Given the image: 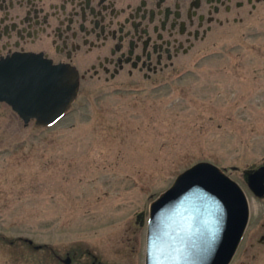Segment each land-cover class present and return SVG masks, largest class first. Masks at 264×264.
<instances>
[{
	"label": "rangeland",
	"instance_id": "rangeland-1",
	"mask_svg": "<svg viewBox=\"0 0 264 264\" xmlns=\"http://www.w3.org/2000/svg\"><path fill=\"white\" fill-rule=\"evenodd\" d=\"M241 37L160 87L94 80L47 128L0 105V264H143L149 204L197 162L247 200L229 264H264V197L242 178L264 164V18Z\"/></svg>",
	"mask_w": 264,
	"mask_h": 264
},
{
	"label": "flooded vegetation",
	"instance_id": "flooded-vegetation-1",
	"mask_svg": "<svg viewBox=\"0 0 264 264\" xmlns=\"http://www.w3.org/2000/svg\"><path fill=\"white\" fill-rule=\"evenodd\" d=\"M263 18L264 0H0V64L36 57L69 69L78 81L70 109L94 80L160 87Z\"/></svg>",
	"mask_w": 264,
	"mask_h": 264
},
{
	"label": "water",
	"instance_id": "water-1",
	"mask_svg": "<svg viewBox=\"0 0 264 264\" xmlns=\"http://www.w3.org/2000/svg\"><path fill=\"white\" fill-rule=\"evenodd\" d=\"M77 89L74 73L40 58L0 64V102L24 125L33 121L46 128L56 123L75 100ZM242 178L254 197H264V164L243 171ZM248 217L240 186L215 165L197 162L149 204L143 264H229ZM135 222L142 225V213L136 214ZM61 261L68 264L70 259Z\"/></svg>",
	"mask_w": 264,
	"mask_h": 264
},
{
	"label": "trees",
	"instance_id": "trees-1",
	"mask_svg": "<svg viewBox=\"0 0 264 264\" xmlns=\"http://www.w3.org/2000/svg\"><path fill=\"white\" fill-rule=\"evenodd\" d=\"M26 243H27V242H26ZM11 244H12V242H9V245H11ZM31 245H32V244H31ZM31 245L28 244V246H31ZM43 248H44V246H40L39 250H40V249H43ZM32 249H33V250H37V249H35L34 247H32ZM52 255H53V253H51V256H52ZM53 256H54V255H53ZM53 256H52V258H53ZM53 260H54L55 262L58 261V259H55V258H53Z\"/></svg>",
	"mask_w": 264,
	"mask_h": 264
}]
</instances>
